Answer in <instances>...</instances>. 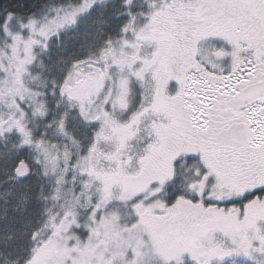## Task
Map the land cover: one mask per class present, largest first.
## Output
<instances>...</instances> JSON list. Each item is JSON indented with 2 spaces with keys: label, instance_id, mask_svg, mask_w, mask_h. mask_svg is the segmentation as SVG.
I'll list each match as a JSON object with an SVG mask.
<instances>
[{
  "label": "snow or ice",
  "instance_id": "6c2138e0",
  "mask_svg": "<svg viewBox=\"0 0 264 264\" xmlns=\"http://www.w3.org/2000/svg\"><path fill=\"white\" fill-rule=\"evenodd\" d=\"M0 264H264V0H0Z\"/></svg>",
  "mask_w": 264,
  "mask_h": 264
}]
</instances>
